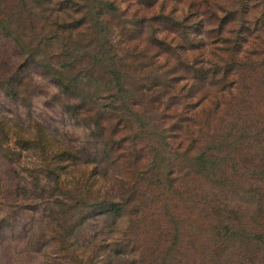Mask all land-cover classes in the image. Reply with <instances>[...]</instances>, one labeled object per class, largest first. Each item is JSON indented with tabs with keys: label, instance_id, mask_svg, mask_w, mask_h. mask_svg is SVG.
<instances>
[{
	"label": "trees",
	"instance_id": "16d2710c",
	"mask_svg": "<svg viewBox=\"0 0 264 264\" xmlns=\"http://www.w3.org/2000/svg\"><path fill=\"white\" fill-rule=\"evenodd\" d=\"M158 2L0 0V41L26 55H0L8 93L77 127L0 118V155L39 158L0 200L10 264H264V0ZM146 22L184 40L155 27L141 48Z\"/></svg>",
	"mask_w": 264,
	"mask_h": 264
},
{
	"label": "rangeland",
	"instance_id": "374dc122",
	"mask_svg": "<svg viewBox=\"0 0 264 264\" xmlns=\"http://www.w3.org/2000/svg\"><path fill=\"white\" fill-rule=\"evenodd\" d=\"M121 6L124 8L127 6V2L124 3V0H117ZM193 0H164L166 2L167 9L165 13L171 14L175 12V15L178 18H182L189 11V6ZM163 0H159L158 3H162ZM158 6L150 11L145 10L144 7L134 4L131 8V13L135 12L139 19L143 17H152L155 14H159ZM191 22H189L190 24ZM155 27L159 37H164L169 41L174 40L177 42L183 39L181 28L175 27L172 23H161L154 24V27L151 28L149 23H145L142 28L145 29L144 33L138 38L135 43H138L141 48L147 47L153 51L158 50L152 44V32ZM187 44V42H184ZM149 55L151 52H149ZM0 55L8 59L14 67L17 64L18 66L24 63L26 55L21 52V50L15 46L13 42L9 39L4 38L0 41ZM18 69V68H17ZM34 77L40 79L38 76V68L34 69ZM8 85L3 79H0V118L7 117L12 119L13 124H17L23 127H26L29 123L34 124V120L38 121L40 119L46 120L54 128L55 134L58 139H64L67 135H70L74 132L76 123L72 115L67 111L66 107L62 103H51L48 98L45 96H40L34 94V97L28 101L24 100V94L16 96V98L8 93ZM27 97V96H25ZM39 159L36 154L27 155L24 159L20 161L19 164H12L10 160L3 155H0V200L5 199L7 191L12 183L19 181V178L31 179L30 173L27 168L35 165V161ZM36 167H38L36 165ZM37 175L42 177V174L35 172ZM2 252H0V264H10L8 262V255L6 258H1ZM14 257V256H13ZM39 260H31L29 256H19L11 264H38Z\"/></svg>",
	"mask_w": 264,
	"mask_h": 264
}]
</instances>
